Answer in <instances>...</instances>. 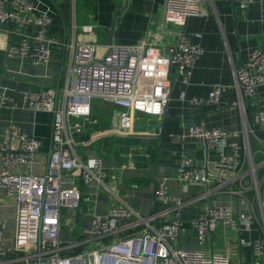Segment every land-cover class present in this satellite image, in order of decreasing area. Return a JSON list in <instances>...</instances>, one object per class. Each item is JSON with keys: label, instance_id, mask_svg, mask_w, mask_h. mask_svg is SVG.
Wrapping results in <instances>:
<instances>
[{"label": "built area", "instance_id": "built-area-1", "mask_svg": "<svg viewBox=\"0 0 264 264\" xmlns=\"http://www.w3.org/2000/svg\"><path fill=\"white\" fill-rule=\"evenodd\" d=\"M234 1L241 10L252 2ZM202 15L201 0H164L163 18L167 21L184 23L188 17ZM260 20L264 23V13ZM52 22L50 8L43 7L39 0H0V24L9 23L24 31L19 41L7 46L8 57L46 66L53 47L59 45L48 34ZM92 31L93 25L81 26L82 34ZM202 53L200 43L185 32H180L164 51L148 41L110 43L100 54L98 45L92 42L74 40L68 45L65 85L60 97L49 86L25 92L22 97L27 108L52 115V151L46 170H14L30 168L35 163L40 149L38 139L22 133L12 123L0 135V189L16 207L12 246L4 242V221L0 220V255L21 252L14 260L25 264H231L228 252L207 253L203 249L209 236L222 225L238 233L239 246L250 247L252 264H264V141L257 133L259 127L264 129V107L257 109L249 120L244 102L264 85V47H252L242 65L232 66L229 83L213 85L205 97L188 98L185 89L178 92L182 103L216 106L222 92L229 88L241 117L236 131L202 123L186 129V136L202 141L207 151L215 153L205 174L197 165L194 152L185 148L180 151L174 178L184 191L190 185L206 187L192 199L173 194L167 179L162 178L155 183L154 198L163 208L142 215L120 196L114 185L115 176L103 166L101 158H86L77 149L79 135L88 124L96 122L91 118L92 98L118 107L112 131L133 133L138 113L162 117L174 82L183 88L190 84ZM12 101L0 90L1 107ZM78 181L87 187L94 186L96 192L110 193L115 201L104 215H94L83 230L86 241L98 240L96 247L62 255L64 249L74 244L64 245L59 239L60 213L65 206L78 208L82 198ZM209 195L237 197L238 206L206 205L190 220L198 247L180 248L178 238L185 231L181 208ZM120 220L124 223L118 225ZM126 230H130V235L119 238L118 234ZM243 231L257 235L244 237Z\"/></svg>", "mask_w": 264, "mask_h": 264}, {"label": "crops", "instance_id": "crops-1", "mask_svg": "<svg viewBox=\"0 0 264 264\" xmlns=\"http://www.w3.org/2000/svg\"><path fill=\"white\" fill-rule=\"evenodd\" d=\"M43 7H49L53 22L48 34L59 42L54 46L49 63L34 65L28 59L8 57L7 46L17 42L24 31L9 23L0 24V90L12 97L10 105L0 106V135L9 124H15L22 133L40 141L35 163L30 167H16V172L41 173L46 170L50 146L52 115L27 108L22 97L25 92H36L43 87H52L59 82L60 97L65 85V63L68 45L74 40L92 42L102 53L110 43L138 44L143 41L155 43L161 50L173 44L180 32L199 42L203 53L195 64L190 84L184 87L174 82L171 99L166 106L167 118L138 113L134 132L113 133L118 107L102 102L99 110L91 105V118L78 140L77 149L86 158L98 155L102 164L111 169L115 176L114 185L120 196L142 215L160 211L163 204L154 198L155 183L166 178L173 194L184 200L192 199L206 189L201 185H190L184 191L174 178L180 151L185 148L194 152L197 165L204 170L215 158L214 151H207L202 141L185 135L186 129L202 123L206 127H217L226 131L240 128L241 117L231 89L222 92L220 104L216 106H192L179 101L177 95L185 89L187 97H205L215 84L226 85L231 78L232 66L242 65L252 47H264V0H252L246 9H239L234 0H201L202 16L188 17L184 23L167 21L163 18L164 0H39ZM93 25L91 33L82 34L81 26ZM30 28V27H29ZM30 31V30H29ZM200 33V38L195 36ZM55 91V90H54ZM56 93V92H55ZM245 110L249 120L253 113L264 107V85L259 86L252 98H245ZM118 114V113H117ZM258 135L264 141V129L259 127ZM264 145V143H263ZM68 181L67 178H64ZM80 190L84 186L78 181ZM95 197L90 207L88 197L81 198L76 210L69 206L61 209L59 239L62 244L73 243L62 251V255L73 254L85 245L98 243L86 241L83 230L90 225L94 215H104L115 201L103 190L96 192L94 186L87 187ZM96 192V193H95ZM212 203L238 206L237 197L209 195L181 208L185 231L179 235L178 246L185 249L197 248L196 233L190 220L198 211ZM240 206V204H239ZM16 207L0 189V220L4 221L3 236L7 246H12L15 230ZM120 220L118 225L123 224ZM231 230V229H230ZM232 231V230H231ZM213 232L203 246L207 253L228 252L231 264H252L251 249L239 246L238 233L234 238L219 242L220 233ZM130 235V230L120 232L119 238ZM244 237L255 236L256 232L241 233ZM104 242V241H103ZM21 252L0 255V264H25L14 260Z\"/></svg>", "mask_w": 264, "mask_h": 264}, {"label": "rangeland", "instance_id": "rangeland-1", "mask_svg": "<svg viewBox=\"0 0 264 264\" xmlns=\"http://www.w3.org/2000/svg\"><path fill=\"white\" fill-rule=\"evenodd\" d=\"M102 102H104V101H101V100L96 99V98L91 99L92 107L93 108L95 107L97 110H99L101 108ZM117 113H115V115H117ZM82 187H83L81 189L82 197L83 198H85V196L88 197V200H90L89 206L91 207L93 205L92 197H91V195L87 189V186L84 185ZM214 232H215L214 234L220 233V239H218V241L220 243L225 241V240H229V239L234 238V233L230 230V227H227V226L218 225L217 229ZM90 247H96V243H92L91 246L87 244V245H85L84 249H89Z\"/></svg>", "mask_w": 264, "mask_h": 264}, {"label": "water", "instance_id": "water-1", "mask_svg": "<svg viewBox=\"0 0 264 264\" xmlns=\"http://www.w3.org/2000/svg\"><path fill=\"white\" fill-rule=\"evenodd\" d=\"M58 88H59V82L57 83V85L55 86V89H54L55 92H56V95H57V93H58ZM166 118H167V115H166V109H165V115H164V117H163V120H162L161 124L164 123V121L166 120ZM112 132H113V133H116V132H114V131H112ZM51 151H52V147H51V138H50V146H49L48 153H47L48 160H49V157H50ZM203 171H204V173L206 174V172H207V167H205Z\"/></svg>", "mask_w": 264, "mask_h": 264}, {"label": "trees", "instance_id": "trees-1", "mask_svg": "<svg viewBox=\"0 0 264 264\" xmlns=\"http://www.w3.org/2000/svg\"><path fill=\"white\" fill-rule=\"evenodd\" d=\"M81 136V134L79 135V137Z\"/></svg>", "mask_w": 264, "mask_h": 264}]
</instances>
